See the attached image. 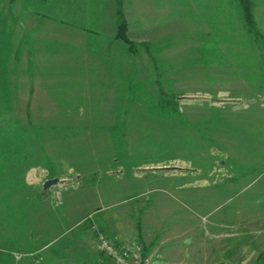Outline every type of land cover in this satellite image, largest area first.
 I'll use <instances>...</instances> for the list:
<instances>
[{"label":"rangeland","instance_id":"1","mask_svg":"<svg viewBox=\"0 0 264 264\" xmlns=\"http://www.w3.org/2000/svg\"><path fill=\"white\" fill-rule=\"evenodd\" d=\"M253 1L259 38L236 0H125L131 45L116 36L115 0H0L9 256L114 264L102 233L143 246L149 264H264V0Z\"/></svg>","mask_w":264,"mask_h":264},{"label":"trees","instance_id":"2","mask_svg":"<svg viewBox=\"0 0 264 264\" xmlns=\"http://www.w3.org/2000/svg\"><path fill=\"white\" fill-rule=\"evenodd\" d=\"M241 8L242 18L244 20V24L247 26V29L250 34L254 36V38L263 37L261 30L257 24V20L255 18V13L253 9L254 1L253 0H236ZM125 0H115L116 3V16H117V38L134 45L133 42L128 37V20L126 18L125 9H124ZM162 97L167 99L165 101L166 107H170V104L174 105L171 100L175 99V97H168L166 93L163 92L161 87ZM168 103V104H167ZM256 264H262V261L259 260Z\"/></svg>","mask_w":264,"mask_h":264},{"label":"built area","instance_id":"3","mask_svg":"<svg viewBox=\"0 0 264 264\" xmlns=\"http://www.w3.org/2000/svg\"><path fill=\"white\" fill-rule=\"evenodd\" d=\"M98 248L108 256L114 264H149L150 255L144 254L143 246L133 248L115 243L105 234H99Z\"/></svg>","mask_w":264,"mask_h":264},{"label":"crops","instance_id":"4","mask_svg":"<svg viewBox=\"0 0 264 264\" xmlns=\"http://www.w3.org/2000/svg\"><path fill=\"white\" fill-rule=\"evenodd\" d=\"M35 35V30H29L28 29L25 31L24 29L21 30V32H19V37L24 39L25 37H29V36H34ZM5 195V200L7 195ZM10 238L9 236H5V237H1L0 238V245L4 244V245H10L12 244L11 242H13L12 240H6ZM0 246V264H18L11 256H9L6 252H8V249L6 247Z\"/></svg>","mask_w":264,"mask_h":264},{"label":"water","instance_id":"5","mask_svg":"<svg viewBox=\"0 0 264 264\" xmlns=\"http://www.w3.org/2000/svg\"><path fill=\"white\" fill-rule=\"evenodd\" d=\"M60 181V178L55 177V178H51V179H47L45 180V182L43 183V187L45 189L51 187L52 185L57 184Z\"/></svg>","mask_w":264,"mask_h":264}]
</instances>
